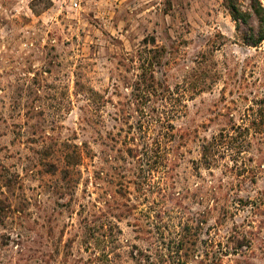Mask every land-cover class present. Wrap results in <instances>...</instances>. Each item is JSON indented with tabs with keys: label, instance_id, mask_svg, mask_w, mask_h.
I'll use <instances>...</instances> for the list:
<instances>
[{
	"label": "rangeland",
	"instance_id": "obj_1",
	"mask_svg": "<svg viewBox=\"0 0 264 264\" xmlns=\"http://www.w3.org/2000/svg\"><path fill=\"white\" fill-rule=\"evenodd\" d=\"M72 1L0 0V264H264L257 19ZM152 75L160 94L138 101ZM223 133L240 165L206 166Z\"/></svg>",
	"mask_w": 264,
	"mask_h": 264
},
{
	"label": "trees",
	"instance_id": "obj_2",
	"mask_svg": "<svg viewBox=\"0 0 264 264\" xmlns=\"http://www.w3.org/2000/svg\"><path fill=\"white\" fill-rule=\"evenodd\" d=\"M227 8L230 11L231 17L236 23L237 31L242 30V25L248 24L251 17L257 19L258 27L256 32L251 34L242 33V40L248 46L257 47L264 41V5L261 0H249L248 8L243 9L240 0H224ZM150 80L145 79L143 83H139L137 88V100L146 99L150 101L153 96L160 94L156 90L154 84V76L149 77ZM145 83V84H144ZM143 84V86H142ZM141 87L145 89L140 90ZM243 144L240 143L238 135L221 134L215 136L212 140L205 141L202 145V159L206 166H212L217 163L219 155L230 154V157L235 160V165H240L241 149ZM242 163V162H241ZM241 167V166H240ZM239 169V167H238ZM241 167L240 170H243Z\"/></svg>",
	"mask_w": 264,
	"mask_h": 264
},
{
	"label": "built area",
	"instance_id": "obj_3",
	"mask_svg": "<svg viewBox=\"0 0 264 264\" xmlns=\"http://www.w3.org/2000/svg\"><path fill=\"white\" fill-rule=\"evenodd\" d=\"M72 9H77L79 8V2L77 0H73L72 1V6H71Z\"/></svg>",
	"mask_w": 264,
	"mask_h": 264
}]
</instances>
